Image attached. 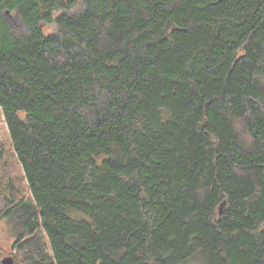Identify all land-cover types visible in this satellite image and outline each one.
Returning <instances> with one entry per match:
<instances>
[{
	"label": "trees",
	"instance_id": "16d2710c",
	"mask_svg": "<svg viewBox=\"0 0 264 264\" xmlns=\"http://www.w3.org/2000/svg\"><path fill=\"white\" fill-rule=\"evenodd\" d=\"M0 108L23 264H264V0H0Z\"/></svg>",
	"mask_w": 264,
	"mask_h": 264
},
{
	"label": "rangeland",
	"instance_id": "374dc122",
	"mask_svg": "<svg viewBox=\"0 0 264 264\" xmlns=\"http://www.w3.org/2000/svg\"><path fill=\"white\" fill-rule=\"evenodd\" d=\"M5 18L10 27L16 33L26 32V25L18 13H6ZM56 25L47 26L46 33L55 30ZM26 198L29 195L27 180L25 179L22 166L12 146L9 129L2 109L0 108V264L6 259H11L13 264H23L28 258L27 252L31 254L36 247L31 246L29 250L15 248L18 242L17 231L6 219H3L4 211L8 206V200L13 197ZM39 236L42 242L39 244L42 250H49V240L46 233L40 230ZM39 249V248H38Z\"/></svg>",
	"mask_w": 264,
	"mask_h": 264
},
{
	"label": "water",
	"instance_id": "95a60500",
	"mask_svg": "<svg viewBox=\"0 0 264 264\" xmlns=\"http://www.w3.org/2000/svg\"><path fill=\"white\" fill-rule=\"evenodd\" d=\"M8 13H9V12H8ZM224 204H225V203H224ZM224 204H223V205H224ZM223 205H222V206H223ZM3 264H13V261H12L11 259H9V260L6 259V260L3 261Z\"/></svg>",
	"mask_w": 264,
	"mask_h": 264
}]
</instances>
